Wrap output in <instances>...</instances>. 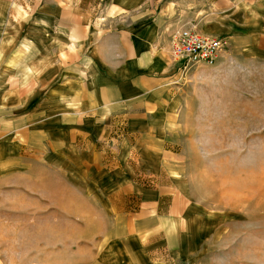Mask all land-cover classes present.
<instances>
[{"label": "crops", "instance_id": "0c3cea01", "mask_svg": "<svg viewBox=\"0 0 264 264\" xmlns=\"http://www.w3.org/2000/svg\"><path fill=\"white\" fill-rule=\"evenodd\" d=\"M194 26L225 37L214 66L264 60V0H0V207L11 191L99 217L93 264L214 244L182 143L184 79L214 66L184 73L171 54Z\"/></svg>", "mask_w": 264, "mask_h": 264}, {"label": "rangeland", "instance_id": "374dc122", "mask_svg": "<svg viewBox=\"0 0 264 264\" xmlns=\"http://www.w3.org/2000/svg\"><path fill=\"white\" fill-rule=\"evenodd\" d=\"M199 74L184 79L182 143L190 194L221 227L214 244L169 263L264 264V60L237 57ZM62 203L10 191L0 264H93L104 251L99 217L66 215Z\"/></svg>", "mask_w": 264, "mask_h": 264}, {"label": "built area", "instance_id": "2783aa9c", "mask_svg": "<svg viewBox=\"0 0 264 264\" xmlns=\"http://www.w3.org/2000/svg\"><path fill=\"white\" fill-rule=\"evenodd\" d=\"M226 46L224 37L202 34L194 27H187L174 33L171 40L172 57L181 63V70L188 73L194 66L217 64L219 55Z\"/></svg>", "mask_w": 264, "mask_h": 264}]
</instances>
